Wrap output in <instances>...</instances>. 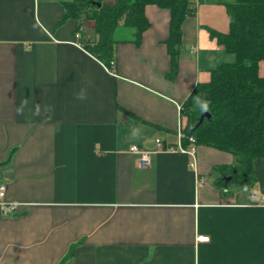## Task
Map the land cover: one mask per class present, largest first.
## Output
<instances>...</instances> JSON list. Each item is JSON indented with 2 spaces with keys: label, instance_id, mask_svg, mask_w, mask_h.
I'll return each mask as SVG.
<instances>
[{
  "label": "crops",
  "instance_id": "0c3cea01",
  "mask_svg": "<svg viewBox=\"0 0 264 264\" xmlns=\"http://www.w3.org/2000/svg\"><path fill=\"white\" fill-rule=\"evenodd\" d=\"M66 1L0 0V203L15 207L0 204V264H59L72 244L65 264H264V158L254 187L223 191L229 152L195 144L197 171L178 151L148 166L130 152L176 147L191 93L234 60L212 33H228L235 0L198 1L174 75L168 9L145 7L138 44L121 24L108 66L85 49L93 19L61 23Z\"/></svg>",
  "mask_w": 264,
  "mask_h": 264
},
{
  "label": "trees",
  "instance_id": "16d2710c",
  "mask_svg": "<svg viewBox=\"0 0 264 264\" xmlns=\"http://www.w3.org/2000/svg\"><path fill=\"white\" fill-rule=\"evenodd\" d=\"M92 0L63 2L64 17L95 21L97 41L86 45V50L111 66L116 40L114 33L122 24L134 30L133 42L139 43L142 33L149 27L145 7L155 4L170 11V30L166 41L171 56V75L178 67L183 21L196 13L195 0H115L112 4ZM229 16L228 33L214 31L212 35L234 55L232 62L219 65L211 71L208 83L198 84L183 107L186 117L185 134L195 138L196 145H205L234 156L233 165L217 166L215 183L226 190L232 186L254 187L255 161L264 158V0H235L226 4ZM194 100L206 103L203 109L193 106ZM208 111L197 126L201 114ZM188 142L184 141V145ZM231 180L226 183L225 177ZM72 244L59 264L73 256Z\"/></svg>",
  "mask_w": 264,
  "mask_h": 264
},
{
  "label": "built area",
  "instance_id": "2783aa9c",
  "mask_svg": "<svg viewBox=\"0 0 264 264\" xmlns=\"http://www.w3.org/2000/svg\"><path fill=\"white\" fill-rule=\"evenodd\" d=\"M199 0H195L196 4L198 3ZM81 32L82 28H79L76 31V37L79 39L81 37ZM182 110V108H179V112ZM185 125L182 124V119L179 120V128L177 131V144L176 147H168L165 148L163 145V139L158 138L156 139V150L154 151H144L140 149L138 146H132L130 149V152L133 154H139L140 155V160L141 162L145 165L148 166L151 164V154L155 152H160V151H178L183 154H188L192 161L190 163V166L193 168L194 171H197V158H196V148H195V138L192 136H187L185 134ZM187 140L189 143V147L184 146V141ZM7 186L6 184H1L0 185V200L5 196ZM3 211L5 213H9L13 210H15L14 206L5 204L3 202L0 203ZM198 240L200 242H207L209 240L208 237H199Z\"/></svg>",
  "mask_w": 264,
  "mask_h": 264
},
{
  "label": "water",
  "instance_id": "95a60500",
  "mask_svg": "<svg viewBox=\"0 0 264 264\" xmlns=\"http://www.w3.org/2000/svg\"><path fill=\"white\" fill-rule=\"evenodd\" d=\"M91 3H92L93 5L98 6V7L101 6V3L98 2V1H94V0H92ZM205 117L210 118V117H211V114H210L208 111L203 112V113L201 114L200 118H199V121H198L197 126H199V125L203 122V120H204ZM224 179H225L226 182H228V181L231 180V177H230V176H227V177H225Z\"/></svg>",
  "mask_w": 264,
  "mask_h": 264
},
{
  "label": "rangeland",
  "instance_id": "374dc122",
  "mask_svg": "<svg viewBox=\"0 0 264 264\" xmlns=\"http://www.w3.org/2000/svg\"><path fill=\"white\" fill-rule=\"evenodd\" d=\"M106 1H109V2H107V4H112V3H114L115 0H106Z\"/></svg>",
  "mask_w": 264,
  "mask_h": 264
}]
</instances>
